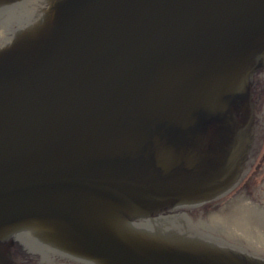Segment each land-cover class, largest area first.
Segmentation results:
<instances>
[{"label": "water", "instance_id": "95a60500", "mask_svg": "<svg viewBox=\"0 0 264 264\" xmlns=\"http://www.w3.org/2000/svg\"><path fill=\"white\" fill-rule=\"evenodd\" d=\"M259 66L264 0H0V264H264L133 227L235 186Z\"/></svg>", "mask_w": 264, "mask_h": 264}, {"label": "flooded vegetation", "instance_id": "af4514ba", "mask_svg": "<svg viewBox=\"0 0 264 264\" xmlns=\"http://www.w3.org/2000/svg\"><path fill=\"white\" fill-rule=\"evenodd\" d=\"M261 67H257L252 74L253 77V82L255 81H261V76H259L257 74L258 69H260ZM257 86H261L260 84H257ZM256 85L254 84H250V89L251 91H254L256 96H255V103L257 105L258 102L261 101V92L257 91ZM252 98H250L249 104L251 102ZM239 119L241 122L245 121V118H243V116L239 115ZM260 117L257 118V120L255 121V124H257V128H258V121L260 122ZM256 134L253 135L255 136L254 141H251V143L254 142L255 146H251L250 148V152H255L258 151L259 153L261 152V148H262V142H261V136L263 134H259L257 135V130L255 132ZM252 136V137H253ZM258 138V140H257ZM207 141V139H206ZM208 143V141H207ZM206 143V144H207ZM243 197H214L213 195H208L205 197H201L199 199H197V201H191L190 203H188V207H189V211L190 214V218L186 216H183V221L181 224V222L179 223L180 227H178L179 229L176 231V233H178L180 236H188L189 232H196L199 233V237L201 239H204L203 241V245L200 246L201 249H205V245L204 242L209 246L210 249H213L214 252L216 254H221V255H230L233 256L237 259H245V251H241L240 249H236L238 247H235L233 245L235 244H241L240 240L242 239L240 236V232L241 230L244 228L243 227V223L240 224V219H239V214L237 213V211H233L234 206L233 204L236 203V201L240 202ZM232 200V201H231ZM168 207V206H167ZM164 210V213L166 214V216L162 217V219L164 220H171L172 219V215L169 214L172 211V208H167ZM230 209V210H229ZM184 210V209H183ZM160 212V211H159ZM157 217H159V214L157 215ZM218 220L220 223H222L224 225L225 229L222 230H217L218 227V223L216 222L215 224L213 223V219ZM150 218H147V220ZM211 219L210 221V227L209 230H204V228H202L200 226V224L202 223L205 224V221ZM222 225V226H223ZM186 227V228H185ZM236 230L238 232H236ZM240 230V232H239ZM149 235L150 238L153 239H157L160 240V243H167L165 240H169L170 238H168V230L167 227H160V226H155V227H151V229H149ZM232 232V233H230ZM237 234V235H236ZM193 240L192 242H188L186 244H181V243H176L178 244V248L182 249H188L193 248L191 247L189 244H193ZM233 245H230V244ZM177 248V245H174ZM234 247V249L232 248ZM6 249H3V254L2 257L4 258V261L7 262V264H19V262L21 263V261H23L26 256L25 252L23 251V248H21V246L16 245V244H11L10 246L6 245L5 247ZM243 250H245L243 248ZM51 253V252H50ZM47 255H50L47 253ZM56 257H60V255L56 256ZM72 261H75L74 259H72ZM68 264V263H66ZM85 264V263H83Z\"/></svg>", "mask_w": 264, "mask_h": 264}, {"label": "bare ground", "instance_id": "6f19581e", "mask_svg": "<svg viewBox=\"0 0 264 264\" xmlns=\"http://www.w3.org/2000/svg\"><path fill=\"white\" fill-rule=\"evenodd\" d=\"M261 78L262 80H264V74L261 76ZM252 82H253V77L250 79V81L247 83L244 89L239 93L240 96L239 98L241 99V102L238 101V106L234 105L231 109H229L228 112L232 126H230L228 133H225V137L228 136V141L230 142L232 148L234 147L235 144L240 145L242 141L245 143L244 148L242 149V154H241L242 156L239 159V161L235 163L238 172V180L235 186L231 190H233L240 183V178L247 173V172L244 173L246 171V169L244 170L245 164H247L246 161L247 160L249 161L247 166L251 164V166H249V168H251L252 165H254L256 162L254 161L255 160L254 158H256L259 154L258 151H256V153L255 152L251 153L250 148L251 146H255L254 142L251 143V140H252V136L256 134L255 133L256 130L258 131L257 124H255V121L257 120L258 116L256 115L255 111H263L264 102L261 99L262 101L257 103L258 106L254 104L255 103L254 99L256 94L254 91L249 90L250 84H252ZM250 98H252V100L249 104ZM242 103H247L248 105V107L245 110L242 108ZM239 115L243 116V118H245V121L241 122L239 119ZM230 151H232L231 148H229V152ZM229 191L220 197H224V196L226 197ZM263 206L264 205H261V208ZM188 211H189V207L171 211L169 213L172 215L171 220L162 219V217L166 216L165 213L159 214V217H157L158 215L157 214L152 216L150 218V221L135 223L133 227L139 229L140 232L143 233L144 238H150L149 229H151L152 226L167 227V230L169 231L167 233L168 238H170L169 240L166 239L167 241L188 243V242H192L193 240L194 242L193 245L201 246L203 245L204 239H201L199 237L200 235L199 233L192 231L189 232L188 236H180L178 233H176V231L179 229L178 227H180L179 223L181 222V224H183L182 223L183 216L187 215V217L190 218L191 213ZM248 218L249 220L246 222L241 232L239 230V232L241 233L240 236L242 238L240 240V242L242 241L241 244L233 245L231 243L230 245L238 247L236 249L241 248L240 249L241 251H245L246 258L264 262V222L260 220L261 222L260 224H255L258 218V215L255 214V212L252 213L251 217ZM210 221L211 219H208L205 221V224L202 225L201 223L200 226L204 228V230H209ZM216 222L218 223L217 230L220 231L222 229H225L224 225L214 218L213 223L215 224ZM236 232L238 231L236 230ZM204 245L206 248H209V246L205 242ZM232 248L234 249V247ZM243 248L245 250H243Z\"/></svg>", "mask_w": 264, "mask_h": 264}, {"label": "rangeland", "instance_id": "374dc122", "mask_svg": "<svg viewBox=\"0 0 264 264\" xmlns=\"http://www.w3.org/2000/svg\"><path fill=\"white\" fill-rule=\"evenodd\" d=\"M263 72H264V68L260 70L257 74L259 76H262L264 74ZM260 83L261 86H257V84ZM252 84L257 86L258 89L256 90L258 92L259 91L261 92V98L264 102V80L261 79V81H255L252 82ZM255 112L258 118L260 117L261 119V122L258 121V131H257V135L263 134L260 139L261 142L263 143L261 152L258 154L256 158H254L255 159L254 161L256 162L254 165H252L251 168H249L251 164L247 166L249 161L248 160L246 161L247 164H245L244 167V170L246 169V171L244 173L246 172L247 173L240 178V183L233 190H230L228 195L226 196L230 198L243 197L242 199H240L241 200L240 202L236 201V203L233 204L234 206L233 211H237V213L239 214L240 224L243 223L242 224L243 227L245 226L246 222L249 220L248 217H251L252 213L254 212L255 214L258 215L255 224H260L261 223L260 220L264 222V206L261 208V205H264V105H263V111H255ZM254 139L255 136L252 137L251 141H254Z\"/></svg>", "mask_w": 264, "mask_h": 264}]
</instances>
